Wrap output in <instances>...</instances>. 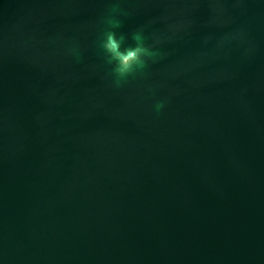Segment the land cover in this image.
<instances>
[{
    "label": "water",
    "instance_id": "1",
    "mask_svg": "<svg viewBox=\"0 0 264 264\" xmlns=\"http://www.w3.org/2000/svg\"><path fill=\"white\" fill-rule=\"evenodd\" d=\"M157 1L182 55L159 120L53 68V0H0V264H264V0ZM59 123L87 144L60 145Z\"/></svg>",
    "mask_w": 264,
    "mask_h": 264
},
{
    "label": "rangeland",
    "instance_id": "2",
    "mask_svg": "<svg viewBox=\"0 0 264 264\" xmlns=\"http://www.w3.org/2000/svg\"><path fill=\"white\" fill-rule=\"evenodd\" d=\"M113 5H118L116 12H111ZM53 24L47 31L39 34L50 40L60 58H68L70 64L76 63L77 70L92 72L99 83L116 93L130 95L135 103L146 110L156 100L175 105L177 83L171 72H179L181 51L174 52L176 40L167 36V24L153 17V13L162 8L157 0H53ZM106 17L121 22L120 28H110L105 23ZM115 31L117 35L126 36L123 47L134 46L132 33L142 30L145 44L157 53L148 59L146 67L127 77L119 85L112 73L114 63L109 64L101 47L103 34ZM75 45L73 53L68 55V45ZM183 45V44H182ZM180 49V48H179ZM153 90V93L151 91ZM86 99L82 88L75 89L72 110L67 111L65 126L73 132L77 126L83 125ZM52 107L57 117H61L60 107Z\"/></svg>",
    "mask_w": 264,
    "mask_h": 264
},
{
    "label": "clouds",
    "instance_id": "3",
    "mask_svg": "<svg viewBox=\"0 0 264 264\" xmlns=\"http://www.w3.org/2000/svg\"><path fill=\"white\" fill-rule=\"evenodd\" d=\"M118 5H113L111 12H116ZM105 23L110 28H120L121 22L114 20L111 17H106ZM126 36L121 33L117 35L115 31H106L103 34V41L101 47L104 50L107 63L113 64V75L117 78L115 83L119 85L125 81L127 77L134 75L138 70H143L146 67L148 59L156 57L157 53L151 50V47L145 44V37L142 30L132 33V40L135 42L134 46L123 47ZM163 107V103L156 105L157 111Z\"/></svg>",
    "mask_w": 264,
    "mask_h": 264
},
{
    "label": "bare ground",
    "instance_id": "4",
    "mask_svg": "<svg viewBox=\"0 0 264 264\" xmlns=\"http://www.w3.org/2000/svg\"><path fill=\"white\" fill-rule=\"evenodd\" d=\"M109 31H112V30H109ZM33 43L36 44L35 33H33L28 39H24L22 44L30 46ZM48 48L50 49L49 55L53 60L52 66H53V68L57 69L60 72L59 58H58L57 52H56V50L52 49L51 44L48 45ZM74 49H75V45L70 43L68 45V55L73 53ZM65 62H66V59L62 62V64H65ZM72 69H73L72 71H75L74 66ZM68 90L69 91L66 94V98L64 97V94H62V92L59 94V97H58V100L60 101V104H61V111L63 114H65L67 111L72 110V105H73V101H74V98H73V95H74L73 91L74 90H73V88L70 86ZM151 93H153V90L151 91ZM158 103H163V107L160 108L159 111H157V108H156V105ZM170 108H171V106L166 104L163 100H156L155 103L151 106V110L153 112V115H152L153 118L156 120L165 118L166 116H168L171 113V111L169 112ZM37 123H39V118L37 120ZM55 132L57 134L61 135V139L59 142L60 145L70 146V145H86L87 144L86 141L83 139L69 138V136L67 135L62 123H59V125L55 129Z\"/></svg>",
    "mask_w": 264,
    "mask_h": 264
}]
</instances>
